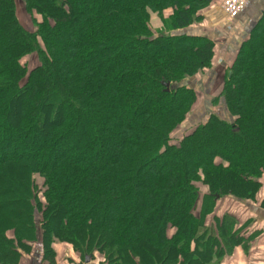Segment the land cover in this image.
I'll use <instances>...</instances> for the list:
<instances>
[{"label":"trees","instance_id":"16d2710c","mask_svg":"<svg viewBox=\"0 0 264 264\" xmlns=\"http://www.w3.org/2000/svg\"><path fill=\"white\" fill-rule=\"evenodd\" d=\"M23 1L35 32L0 0V195L23 200L0 211V264L38 242L47 264L57 243L83 262L216 264L249 240L229 215L206 219L264 186V15L226 74L230 120L210 114L174 145L199 102L185 81L215 57L176 32L211 0Z\"/></svg>","mask_w":264,"mask_h":264},{"label":"crops","instance_id":"0c3cea01","mask_svg":"<svg viewBox=\"0 0 264 264\" xmlns=\"http://www.w3.org/2000/svg\"><path fill=\"white\" fill-rule=\"evenodd\" d=\"M222 4L223 0H211L198 12V21L176 34L205 38L215 45L212 67L185 81V84L194 89L200 97L195 117L204 118L216 114L224 120H230L228 109L221 96L226 74L232 67L239 50L261 21L264 15V0H250L248 6L235 20L226 16ZM168 12L173 13L168 9L166 17H169ZM263 199L264 186L257 196L256 203L241 202L231 197L222 198L217 202L214 212L206 219V226H215L216 219L229 215L236 219L240 226H246L244 236L251 238L234 247L230 255L216 264H264V209L261 207ZM32 249L36 250L34 254L21 252L18 264H47L44 262L42 243L34 244ZM54 249L55 264H99L96 260L89 263L81 261L73 247L67 243H57Z\"/></svg>","mask_w":264,"mask_h":264},{"label":"rangeland","instance_id":"374dc122","mask_svg":"<svg viewBox=\"0 0 264 264\" xmlns=\"http://www.w3.org/2000/svg\"><path fill=\"white\" fill-rule=\"evenodd\" d=\"M16 2H17V16H18V19H19L21 25L26 30H28L29 32H35L36 27H35L33 21H34V19H36L38 22H41V17L38 15L31 16L26 11L25 3L23 0H16ZM171 15L172 14H170V12H168V16L170 17ZM165 20H166V10L164 11L162 18H160L158 16H154L152 19V24H153L155 29L161 31V30L165 29V28L163 29V22H166ZM165 25H166V23H165ZM23 64H26L30 70L37 67L38 65H40L38 55L33 54V55L26 57L23 60ZM197 106L198 105L194 106L192 112L188 115V118L186 119V121L184 122L182 127H180L177 130V132L173 135L172 144L178 145L180 143V141L182 140V138L189 135L195 129V127L199 124V122L205 118V117L204 118L195 117V110H196ZM199 187L201 189L202 194L203 193L205 194L207 192V188L204 187L203 185H199ZM21 202H23L22 198L17 197L16 194H14V193L1 194L0 195V211H3L5 213L6 212H10V213L18 212L22 209V205H21L22 203ZM69 250H70V248H69ZM32 252L34 254L36 252V250L32 249L30 254H32ZM64 253H65V251H64ZM95 260L97 261V263H99V260H101V259L97 258Z\"/></svg>","mask_w":264,"mask_h":264},{"label":"built area","instance_id":"2783aa9c","mask_svg":"<svg viewBox=\"0 0 264 264\" xmlns=\"http://www.w3.org/2000/svg\"><path fill=\"white\" fill-rule=\"evenodd\" d=\"M250 0H223L222 10L226 16L235 20L248 6Z\"/></svg>","mask_w":264,"mask_h":264},{"label":"water","instance_id":"95a60500","mask_svg":"<svg viewBox=\"0 0 264 264\" xmlns=\"http://www.w3.org/2000/svg\"><path fill=\"white\" fill-rule=\"evenodd\" d=\"M169 88H170V85H169V84H167V91H169ZM86 262H87V263H89V262H90V258H89V257L86 259Z\"/></svg>","mask_w":264,"mask_h":264}]
</instances>
